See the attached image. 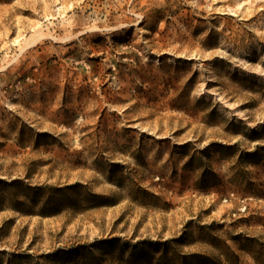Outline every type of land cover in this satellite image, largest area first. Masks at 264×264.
Segmentation results:
<instances>
[{"label":"rangeland","instance_id":"374dc122","mask_svg":"<svg viewBox=\"0 0 264 264\" xmlns=\"http://www.w3.org/2000/svg\"><path fill=\"white\" fill-rule=\"evenodd\" d=\"M0 250L264 264V0H0Z\"/></svg>","mask_w":264,"mask_h":264},{"label":"trees","instance_id":"16d2710c","mask_svg":"<svg viewBox=\"0 0 264 264\" xmlns=\"http://www.w3.org/2000/svg\"><path fill=\"white\" fill-rule=\"evenodd\" d=\"M5 252H6L5 250H0V261H1V258H2L1 255L4 254ZM58 252H62V251L59 250V251H56V252H54V253H58ZM54 253L43 254V255H41V258H44V257H50V256L54 255ZM25 257H29V255L24 254V253H12V257H11V259H10V261H9V264H10V262H12L13 260H17L18 262H20V260L23 259V258H25ZM0 263H1V262H0Z\"/></svg>","mask_w":264,"mask_h":264}]
</instances>
